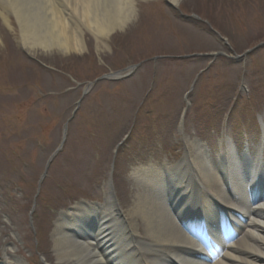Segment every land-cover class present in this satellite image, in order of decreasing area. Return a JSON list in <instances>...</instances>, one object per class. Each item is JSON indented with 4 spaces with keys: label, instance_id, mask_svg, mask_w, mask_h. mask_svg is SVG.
<instances>
[{
    "label": "rangeland",
    "instance_id": "1",
    "mask_svg": "<svg viewBox=\"0 0 264 264\" xmlns=\"http://www.w3.org/2000/svg\"><path fill=\"white\" fill-rule=\"evenodd\" d=\"M135 4L134 16L105 44L84 30L83 52L66 55L27 51L14 17L11 30L0 17V262L7 252L10 264H56L55 219L76 202L103 203L111 169L114 191L127 207L131 168L178 161L186 136L203 140L212 162L225 137L237 153L259 145L264 45L238 60L176 56H233L264 41V0ZM138 62L129 77L89 85ZM67 121L30 222L38 180Z\"/></svg>",
    "mask_w": 264,
    "mask_h": 264
},
{
    "label": "bare ground",
    "instance_id": "2",
    "mask_svg": "<svg viewBox=\"0 0 264 264\" xmlns=\"http://www.w3.org/2000/svg\"><path fill=\"white\" fill-rule=\"evenodd\" d=\"M176 4L179 0H167ZM136 0H0V17L27 51L82 53L84 30L96 44L128 24ZM182 158L133 166L134 192L124 207L110 189L99 204L76 202L59 213L51 232L56 264H264V162L241 157L223 138L218 162L201 139L184 137ZM257 184L251 200L247 192ZM245 218L238 239L216 231L218 213ZM200 217L203 224L193 222ZM235 237V238H234ZM201 250L206 260L194 252ZM7 253L4 254V258ZM201 255V254H200ZM216 255L217 258H216ZM8 259V258H7ZM15 264H23L19 260Z\"/></svg>",
    "mask_w": 264,
    "mask_h": 264
}]
</instances>
